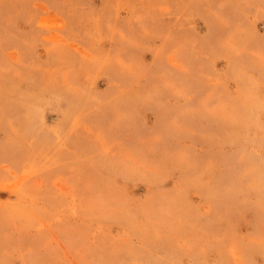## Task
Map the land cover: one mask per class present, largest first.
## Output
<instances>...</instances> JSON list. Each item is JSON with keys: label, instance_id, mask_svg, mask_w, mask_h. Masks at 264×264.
I'll return each mask as SVG.
<instances>
[{"label": "rangeland", "instance_id": "1", "mask_svg": "<svg viewBox=\"0 0 264 264\" xmlns=\"http://www.w3.org/2000/svg\"><path fill=\"white\" fill-rule=\"evenodd\" d=\"M0 264H264V0H0Z\"/></svg>", "mask_w": 264, "mask_h": 264}]
</instances>
